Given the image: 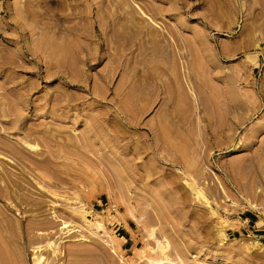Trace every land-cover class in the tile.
<instances>
[{"label":"rangeland","instance_id":"1","mask_svg":"<svg viewBox=\"0 0 264 264\" xmlns=\"http://www.w3.org/2000/svg\"><path fill=\"white\" fill-rule=\"evenodd\" d=\"M0 98V264H264V0H0Z\"/></svg>","mask_w":264,"mask_h":264},{"label":"bare ground","instance_id":"2","mask_svg":"<svg viewBox=\"0 0 264 264\" xmlns=\"http://www.w3.org/2000/svg\"><path fill=\"white\" fill-rule=\"evenodd\" d=\"M1 99V98H0ZM8 100V99H7ZM1 105V104H0ZM7 105V104H6ZM6 108V107H5ZM8 109V108H7ZM6 110V109H5ZM1 112V111H0ZM104 115V114H103ZM104 116H106L105 118H108V115L106 114V115H104ZM12 120H13V118H12ZM108 120V119H107ZM105 122V121H104ZM103 125V124H102ZM107 125V124H106ZM32 129V128H31ZM33 130V129H32ZM30 131V130H29ZM34 131V130H33ZM32 131V132H33ZM26 133V132H25ZM31 133V132H30ZM34 133V132H33ZM44 133V132H43ZM28 134H29V132H28ZM24 139V138H23ZM21 140L23 143H21L20 145V147H17L16 148V150H17V157L18 158H20L19 160L21 161V163L20 164H24V167H28L29 169H32V171L31 172H34L35 171V169H37V167L38 166H41L42 164H44V163H48V161H40V160H42V159H39V161H37V160H33L31 157H30V154H29V152H30V150H34L35 148H36V146L34 145V144H32V143H30V142H28V141H26V140ZM155 139H156V137H155ZM4 145V144H3ZM8 146V145H7ZM6 146V147H7ZM12 147V146H11ZM8 148H9V146H8ZM14 148V147H13ZM9 149H11V148H9ZM12 151H14V150H12ZM0 155L1 156H4L3 154H1L0 153ZM17 158V159H18ZM36 159V158H35ZM43 159H45V158H43ZM49 159V158H48ZM48 159H46V160H48ZM11 160V159H10ZM13 161H15V157H14V159H13ZM22 166V165H21ZM43 166V165H42ZM42 168V167H41ZM46 168V167H45ZM26 169V168H25ZM34 170V171H33ZM7 171H9V170H7ZM27 171V170H26ZM26 171L24 172V173H26ZM12 172V171H11ZM13 172H15V171H13ZM12 172V173H13ZM8 173V172H7ZM28 173V172H27ZM41 173V172H40ZM34 174H36V171H35V173ZM7 175V174H6ZM10 175V174H9ZM12 175V174H11ZM25 175V174H24ZM37 175V174H36ZM40 175V179L39 180H37V179H35V177H33V180H35V182H36V184H37V186L42 190V192L46 195H48V196H61V194H60V191H56V190H54L55 188V186L57 185L56 184V182L55 181H53V180H51V179H47L48 181H49V183L51 184V185H49L48 183V185H44L43 183L44 182H42V181H45L46 180V174L45 175H42V174H39ZM13 176V175H12ZM22 176V175H21ZM11 177V176H10ZM23 177V176H22ZM25 177V176H24ZM23 177V178H24ZM39 177V176H38ZM29 178V177H28ZM50 178V177H49ZM8 179V178H7ZM25 179V178H24ZM63 179V178H62ZM22 180V179H21ZM26 181H27V179H25ZM24 180V181H25ZM33 180L31 179L30 181V184L33 182ZM65 180V179H64ZM68 180V179H67ZM25 181V182H26ZM9 182H10V180H9ZM28 183H29V181H27ZM26 182V183H27ZM60 182V181H59ZM25 183V184H26ZM27 183V184H28ZM34 183V182H33ZM61 184V183H60ZM64 184H65V182H64ZM75 185V184H74ZM36 185H35V187H37ZM49 188H48V187ZM50 186H54L53 187V189L50 187ZM32 187H34V186H32ZM61 188V187H60ZM30 190V189H29ZM28 192V191H27ZM42 193V194H43ZM26 194V193H25ZM43 194V195H44ZM66 194V193H65ZM69 194V193H68ZM24 196V195H23ZM43 197V196H42ZM69 197V196H68ZM34 198V197H33ZM64 198V197H63ZM78 198V197H77ZM23 199V198H22ZM24 200V199H23ZM55 200V199H54ZM66 200H70L71 202H72V200H77L73 195H72V197L70 196L69 198H67ZM38 201V200H37ZM49 201V200H48ZM51 201V200H50ZM57 201V200H56ZM70 201H69V203H70ZM74 202V201H73ZM52 203V202H51ZM53 203H54V201H53ZM65 203H67L66 205H67V208H68V212H65L67 215L68 214H70V215H72V216H75V215H78L80 218H82L83 220V222H84V224L86 225V226H88V227H94V226H102V224H100V222H98V221H94L93 219H91L90 218V216H89V212H87V210H85V207L83 208L82 206H75V205H72V204H70V205H68V202L66 201ZM77 204H78V202H76ZM82 203V202H81ZM65 205V204H64ZM81 205V204H80ZM157 205V204H156ZM160 206V205H159ZM164 206V205H163ZM161 207V206H160ZM165 207V206H164ZM169 207V206H168ZM155 208H156V206H155ZM161 208H163V207H161ZM166 208V207H165ZM177 208V207H176ZM159 209V208H158ZM158 209H156L157 211H158ZM155 210V211H156ZM168 210V209H167ZM177 210V209H176ZM178 211V210H177ZM164 210H160L159 209V211H158V213L157 214H161V213H163L164 214ZM54 213H56V212H54ZM62 212H60L59 214H55L54 216H55V219H59V220H63V218H65V213H62ZM69 216V215H68ZM161 216H163L162 214H161ZM165 216H167V215H165ZM69 217H71V216H69ZM68 217V218H69ZM67 218V217H66ZM74 218V217H73ZM167 218V217H166ZM138 218H136V220H137ZM161 219V218H160ZM163 219H165L164 217H163ZM66 220V219H65ZM169 220V219H168ZM1 222V221H0ZM139 222V221H138ZM140 223H142V222H140ZM63 224H64V226L62 225V227H66V228H68L67 226H69L68 225V222H66V221H64L63 222ZM7 229V228H6ZM73 229V228H72ZM5 230V229H4ZM71 230V229H70ZM69 231V230H68ZM40 233L42 234L43 233V231H40ZM39 235V234H38ZM45 238V237H44ZM50 243L52 242V241H49ZM158 244H157V248L160 250V255L162 254V256L161 257H158V258H154V257H152V258H150V263L149 264H188V263H185L183 260L185 259H181V258H179V255H178V259H173V258H171V255L170 256H168V252L167 251H165L168 247V245L167 244H164L163 242V244H161L160 242H157ZM60 245H61V243H59ZM59 244H56V242H55V244H54V246H53V251H54V253H58V252H60V253H62V248H61V246L59 245ZM35 246H37V245H35ZM52 247V246H51ZM182 247V246H181ZM35 248V247H34ZM154 249V248H153ZM157 249V250H158ZM156 250V249H155ZM179 250V249H178ZM167 252V253H166ZM37 256V255H36ZM42 256V255H41ZM57 256H58V254H57ZM152 256V255H151ZM173 257V256H172ZM184 257V256H183ZM32 258V257H31ZM40 256H38L36 259H35V257L33 256V261H32V263L31 264H39V261H40ZM53 260V259H52ZM186 261V260H185ZM191 264V263H190ZM192 264H201V263H192ZM205 264H208V263H205Z\"/></svg>","mask_w":264,"mask_h":264}]
</instances>
